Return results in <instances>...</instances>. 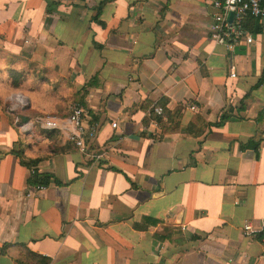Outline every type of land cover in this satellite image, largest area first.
Returning <instances> with one entry per match:
<instances>
[{"label": "crops", "instance_id": "crops-1", "mask_svg": "<svg viewBox=\"0 0 264 264\" xmlns=\"http://www.w3.org/2000/svg\"><path fill=\"white\" fill-rule=\"evenodd\" d=\"M212 1L0 0V80L14 62L49 72L51 111L82 106L106 154L0 106V264H264V26L245 19L253 43L229 52Z\"/></svg>", "mask_w": 264, "mask_h": 264}, {"label": "built area", "instance_id": "built-area-1", "mask_svg": "<svg viewBox=\"0 0 264 264\" xmlns=\"http://www.w3.org/2000/svg\"><path fill=\"white\" fill-rule=\"evenodd\" d=\"M212 11V24L210 27V39L217 45L224 46L229 52L240 45L250 46L253 38L242 29V22L245 19L258 20L264 26V0H214L209 6ZM234 14L233 21L228 22V15ZM236 76L235 72H231V77ZM28 106L23 98H17V108ZM191 110H195L194 106H190ZM69 115L66 117H43L37 118L35 123L44 131H57L63 135L67 142L70 143L77 152L86 157H91L97 162L106 157L105 151L98 150L97 136L99 126L95 123L87 124V112L82 106L72 103L68 106ZM151 113L155 117L164 118V109L155 105L151 109ZM30 123L19 126L21 131H27L31 127ZM117 124L113 123L112 128L116 129ZM35 174V170H31V175ZM46 188L44 186L36 187V192H42ZM35 195L34 191L27 193V197L31 198ZM185 228H183L184 230ZM250 224L243 228V235L248 236L254 234Z\"/></svg>", "mask_w": 264, "mask_h": 264}, {"label": "trees", "instance_id": "trees-1", "mask_svg": "<svg viewBox=\"0 0 264 264\" xmlns=\"http://www.w3.org/2000/svg\"><path fill=\"white\" fill-rule=\"evenodd\" d=\"M8 67L9 68H7L6 74L4 75L5 81H3L4 79L0 80V90L1 87L6 89L13 88L17 92L27 95L30 99V105L26 109L16 112L9 110V105L4 102V98L0 99V106L7 113L11 123L14 124V127L17 130H19L20 125L26 122H32L35 131L43 134L47 138L54 137L57 131H42L35 123V120L37 118L50 117L51 115H60V117H66L69 115L68 110L60 114L51 111L52 107L57 103V95H62V92L59 91L61 88L54 85L49 72L44 71L42 73H37V71L32 69L30 65L28 68H25L23 64H15V62ZM164 114V118L154 117L155 121L162 129H165L166 131L168 130V127L172 123V118L175 120V124L178 125V118L176 115L171 117L170 113L168 114L167 112H164ZM165 118L166 120H164ZM15 120L17 122H15ZM17 157L22 164L25 163L23 161L22 152H19ZM33 164L35 163H27L26 165L31 166ZM47 180V178L37 176L32 179V183L43 186L46 185ZM259 238L264 241V233H262ZM42 262V264H49V261L45 259H42Z\"/></svg>", "mask_w": 264, "mask_h": 264}, {"label": "rangeland", "instance_id": "rangeland-1", "mask_svg": "<svg viewBox=\"0 0 264 264\" xmlns=\"http://www.w3.org/2000/svg\"><path fill=\"white\" fill-rule=\"evenodd\" d=\"M7 89L6 88H4V87H1V90H0V94L2 93V95L3 94H5ZM12 91H16L15 89H11ZM7 104L9 105L8 107H9V110H11V111H14V110H20V108H17V107H15L16 106V100H17V98L19 99V98H23V94L21 93V92H18V94H11L10 96H9V94L7 95ZM23 132V131H22Z\"/></svg>", "mask_w": 264, "mask_h": 264}, {"label": "water", "instance_id": "water-1", "mask_svg": "<svg viewBox=\"0 0 264 264\" xmlns=\"http://www.w3.org/2000/svg\"><path fill=\"white\" fill-rule=\"evenodd\" d=\"M233 18H234V14L233 13H230L229 15H228V22L229 23H231L232 21H233Z\"/></svg>", "mask_w": 264, "mask_h": 264}]
</instances>
